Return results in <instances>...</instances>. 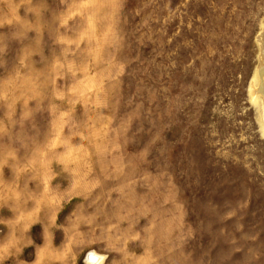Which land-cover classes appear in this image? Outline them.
Segmentation results:
<instances>
[{
    "label": "rangeland",
    "instance_id": "374dc122",
    "mask_svg": "<svg viewBox=\"0 0 264 264\" xmlns=\"http://www.w3.org/2000/svg\"><path fill=\"white\" fill-rule=\"evenodd\" d=\"M264 0H0V264H264Z\"/></svg>",
    "mask_w": 264,
    "mask_h": 264
},
{
    "label": "bare ground",
    "instance_id": "6f19581e",
    "mask_svg": "<svg viewBox=\"0 0 264 264\" xmlns=\"http://www.w3.org/2000/svg\"><path fill=\"white\" fill-rule=\"evenodd\" d=\"M260 62H261V66L258 70V75H257V79H258V88H256L255 90H253L254 94H260L262 96V100H263V107H264V50L262 51L261 54V58H260ZM92 260H95L94 264H98L99 262V256L96 255L95 253H91L90 254Z\"/></svg>",
    "mask_w": 264,
    "mask_h": 264
}]
</instances>
